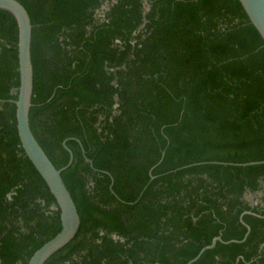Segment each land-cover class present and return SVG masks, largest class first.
<instances>
[{
	"label": "trees",
	"instance_id": "1",
	"mask_svg": "<svg viewBox=\"0 0 264 264\" xmlns=\"http://www.w3.org/2000/svg\"><path fill=\"white\" fill-rule=\"evenodd\" d=\"M18 1L33 25L30 126L56 168L68 139L61 175L81 219L44 264H186L218 235L242 239L247 210L246 241L193 264H264V164L211 162L264 160V39L241 2ZM18 66V24L0 9V264H27L61 229L19 139Z\"/></svg>",
	"mask_w": 264,
	"mask_h": 264
},
{
	"label": "water",
	"instance_id": "2",
	"mask_svg": "<svg viewBox=\"0 0 264 264\" xmlns=\"http://www.w3.org/2000/svg\"><path fill=\"white\" fill-rule=\"evenodd\" d=\"M239 1L244 7L250 21L257 28V30L264 39V0ZM0 9H4L11 12L15 16L18 24L19 87L17 99L14 102L16 105V121L19 139L25 154L46 182L51 193L55 197L57 205L60 209V231L47 242H45L40 248H38L30 257L27 263L44 264L54 253L65 247L75 238L81 224L80 215L75 205V202L61 175V173L72 164L74 160V154L72 150L66 145V141L68 139H65L63 141V146L69 152V161L65 166L61 168H56L50 158L45 153L38 140L36 139L30 126V109L33 105L32 96L34 81L33 62L31 55L33 25L27 9L18 0H0ZM83 153L85 154L84 150ZM164 155L165 149L162 150L161 158L158 163L154 165L149 171L150 181L156 177L152 175V169L163 160ZM86 159L90 163L91 167H93L92 160L89 158ZM211 162L239 166L264 164V160L252 161L247 163H227L216 161ZM202 163L205 162L193 163L185 165L181 168H186L192 165ZM245 214L258 215L248 210L244 211L241 214L240 221L247 228V231L242 239H231L225 241L220 235H218L212 239L211 243L203 246L200 251L196 254V256L188 260L186 264H193L194 262H196L206 250L213 249L218 242L228 244L241 243L246 241L251 228L243 219V216ZM240 259H243V257H237L235 264H238Z\"/></svg>",
	"mask_w": 264,
	"mask_h": 264
},
{
	"label": "rangeland",
	"instance_id": "3",
	"mask_svg": "<svg viewBox=\"0 0 264 264\" xmlns=\"http://www.w3.org/2000/svg\"><path fill=\"white\" fill-rule=\"evenodd\" d=\"M108 9V6L106 4L103 5V7L98 11V16H103L104 11ZM255 197L250 196V199H254ZM258 199H255V202H257Z\"/></svg>",
	"mask_w": 264,
	"mask_h": 264
}]
</instances>
